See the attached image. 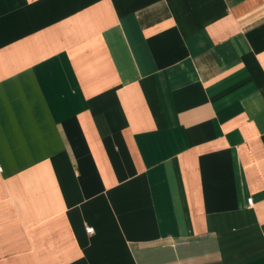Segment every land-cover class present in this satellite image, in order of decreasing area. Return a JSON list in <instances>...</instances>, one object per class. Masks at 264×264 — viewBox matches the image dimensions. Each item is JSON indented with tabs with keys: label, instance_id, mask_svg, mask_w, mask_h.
Here are the masks:
<instances>
[{
	"label": "crops",
	"instance_id": "0c3cea01",
	"mask_svg": "<svg viewBox=\"0 0 264 264\" xmlns=\"http://www.w3.org/2000/svg\"><path fill=\"white\" fill-rule=\"evenodd\" d=\"M0 264H264V0H0Z\"/></svg>",
	"mask_w": 264,
	"mask_h": 264
},
{
	"label": "built area",
	"instance_id": "2783aa9c",
	"mask_svg": "<svg viewBox=\"0 0 264 264\" xmlns=\"http://www.w3.org/2000/svg\"><path fill=\"white\" fill-rule=\"evenodd\" d=\"M247 205L248 206H251L252 205V198H248L247 199ZM93 232V228H86V233L87 234H90V233H92Z\"/></svg>",
	"mask_w": 264,
	"mask_h": 264
}]
</instances>
